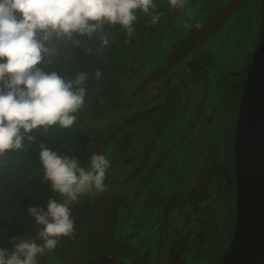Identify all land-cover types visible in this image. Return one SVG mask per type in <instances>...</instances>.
Returning <instances> with one entry per match:
<instances>
[{"label":"rangeland","instance_id":"374dc122","mask_svg":"<svg viewBox=\"0 0 264 264\" xmlns=\"http://www.w3.org/2000/svg\"><path fill=\"white\" fill-rule=\"evenodd\" d=\"M263 11L264 0H187L183 8L171 7V13L137 42L125 73L108 68L100 74L96 91L74 123L88 130L90 143L68 156L87 167L92 153L103 154L110 161L105 189L83 195L70 206L74 219L72 238L61 237L55 249L39 258L40 264H145L144 260L152 259V255L151 264H174L176 254L163 260L168 255L167 247L155 246L159 243L157 234L163 229L167 237L185 234L178 248L187 249L189 243L204 246L208 254L202 250L199 264L219 260L216 248L228 239L221 216L235 209L236 201L231 178L225 177L226 170L233 168V145L230 138L224 143L220 135L223 130L231 135L234 108L229 104V108L220 110L218 143L210 152L216 162L223 160V168L212 160L201 163L193 151V141L188 152L159 156L153 127L169 111L168 116L173 114L180 122L174 131L192 124L188 136H195L201 103L211 109L218 99L220 70L227 69L233 60H243V55L245 59L247 50L253 51L258 43ZM197 23L202 27L197 28ZM119 27L104 26L108 44L103 46L98 34L88 37V49L99 55L109 46L113 29ZM72 41L73 37L54 42L58 48L54 62L69 58ZM175 98L181 101L172 103ZM183 164L192 167L183 168ZM200 164L204 172L199 171ZM176 171L182 174L180 180ZM178 181L177 187H171ZM21 182L29 187L36 207L46 210L50 198L63 200L43 179L40 160L0 158V190H11ZM184 184L187 187L182 188ZM187 188L200 193L197 199L204 205L198 210L192 206L195 199L191 201V193L188 199L180 198ZM204 221L207 228L214 226L215 231L206 232ZM36 231L34 218L28 214L0 210V248L11 249L12 238L32 237ZM96 245H107L109 249L101 256L79 259L82 251ZM122 247L132 251L130 259L122 256Z\"/></svg>","mask_w":264,"mask_h":264},{"label":"clouds","instance_id":"9594fccd","mask_svg":"<svg viewBox=\"0 0 264 264\" xmlns=\"http://www.w3.org/2000/svg\"><path fill=\"white\" fill-rule=\"evenodd\" d=\"M168 3L183 8L187 0ZM155 7L154 0H0V158L24 149L25 142L35 143L30 134L35 130L72 127L84 107L86 72L67 79L44 71L57 55L55 41L98 34L103 46L108 44L105 25H120L131 37L138 13L149 15ZM158 20L159 14L152 16L153 24ZM39 149L43 179L63 200L50 198L46 210L28 207L36 234L12 238L11 249L0 248V264H40L39 258L55 249L61 237L72 238L70 206L105 189L110 161L103 154L92 153L82 167L76 157L58 154L44 143Z\"/></svg>","mask_w":264,"mask_h":264},{"label":"water","instance_id":"95a60500","mask_svg":"<svg viewBox=\"0 0 264 264\" xmlns=\"http://www.w3.org/2000/svg\"><path fill=\"white\" fill-rule=\"evenodd\" d=\"M233 155L235 226L219 264H264V11L240 98Z\"/></svg>","mask_w":264,"mask_h":264},{"label":"flooded vegetation","instance_id":"af4514ba","mask_svg":"<svg viewBox=\"0 0 264 264\" xmlns=\"http://www.w3.org/2000/svg\"><path fill=\"white\" fill-rule=\"evenodd\" d=\"M170 13H171V11H170ZM262 25H263V20H261V23H260L261 30H262ZM146 35H144V36H146ZM260 37H261V32H260ZM259 40H260V38H259ZM258 43H259V41H258ZM258 43L253 48V51L256 49ZM251 51L247 50V54H246L245 59H244V55H243V60H240V59L239 60H233L227 65V67H228L227 69L220 70V75H219V80H218V83H219L218 91L219 92L217 94L218 99L214 104H211V109H207L206 108L207 105L205 106L203 103H201L200 111L197 113V120H195V121H198V123H196V127L194 130L195 131L194 137L190 138L188 136L192 132V129L194 127V126H192V124L187 125L183 129L179 126L180 129L178 128L179 130L174 131L175 125H177L178 123L180 124V122H177V119L174 117L173 114L168 116L169 111H166V113L164 114L163 120H161L159 118L157 122H154L152 134H153V139H155V141L159 143L158 148H157V152H158L157 154H159V156L160 155L166 156L168 153H174L176 151L188 152L189 151V144H191L193 141L195 143V147L193 148V151L197 155V159H200L201 163H204L205 160H207V161L212 160V162H214L217 165V167L218 166L222 167V168L224 167L222 165L223 160L221 159L220 161L216 162L214 156L210 152L212 150V147H214V145H216L218 143L217 139L219 137H217L216 135H219V134H217V132H219V122L222 120V117L220 115V110L224 109L227 106L229 108V104L233 106L234 111H235V115L233 116L234 117L233 123L231 122L230 127H229V129L231 131V135H230V133L225 134V132L223 130V132L220 135L222 138L220 137V139H223V142L225 143L230 138L232 145H233L232 148L234 147L236 124H237L238 111H239V103H240L241 94H242L244 84H245V80H246V73H247V70L250 66L251 54L253 52V51L252 52ZM171 101L173 103L175 101H181V99L175 98V99H172ZM186 102H187V100H186ZM207 104H208V102H207ZM154 113H155V115H153V116H154L155 121H156L157 110H154ZM191 123H192V121H191ZM160 125L163 126L162 129H160ZM227 125H229V124H227ZM212 132H216V134L213 135ZM159 136H160V138H159ZM157 137H158V139H157ZM152 148H154V147H152ZM232 154H233V149H232ZM232 160H233V165H232L233 168L229 169V170L225 169L226 173H227L225 175V177L229 175V177L231 178V185L233 184L232 190L235 191L234 155L232 156ZM201 166L202 165L200 164L199 167L201 170L199 169V171L204 172L203 171L204 169ZM182 167L185 168V167H192V166L187 165V164H183ZM179 171H176V178L178 180L181 179V175H182L181 173H179ZM213 177H214V180H216L215 174H213ZM179 182L180 181H178V183L176 185L174 184L171 187H173V188L177 187L179 185ZM184 187H187V185L184 184L182 188H184ZM193 188H195V187H193ZM188 193H191V198H192L191 201L195 199L194 203L192 204V206L195 210H198L200 207H202L204 205V203L201 200L197 199L198 196L200 195V193L197 192L195 189L189 191V189L187 188L186 191L181 193V194H186V195L182 196L180 194V198L181 199H188L189 198ZM221 218L225 219L226 224L224 227V231H225L226 235L228 236V239L224 243L219 244L218 248H216L217 251H220L219 252L220 258L218 261L214 262V264L220 263L224 251L227 249V247L229 246V244L231 242V239L233 236V231H234V226H235V209H234V207L232 208V210H226L225 216H221ZM199 221H203V220H199ZM204 222L205 223L202 227L206 230V232L209 230L215 231L214 226H212L211 228H207L206 227V221H204ZM164 233L165 232L163 229L162 231H160L159 234H157L158 236L156 235L157 236L156 238H158L159 243L155 244V246L158 248H159V246H162V245H165L167 247V254L168 255H167V257L163 258V260L168 259L173 254H176L177 255V262L174 264H184V263L185 264H194L195 262L197 264H199V262L202 259V256H200V253L202 252L203 249L206 250L204 248V246L198 248V246L195 247V246H192L191 243H189L187 249L178 248L177 243L183 241L185 234H178L177 233L175 236L170 235L169 237H167ZM207 234L211 235L212 233L209 232ZM161 237H164L165 239L160 241L159 239ZM164 242H166V243H164ZM120 249H123V250H120ZM119 250L122 252L123 257H126V258L128 257L130 259L133 255L132 251H129L124 247L119 248ZM183 250H184V252H183ZM205 252L207 253V250ZM181 254H182V257L180 259L179 257L181 256ZM153 258L154 257L152 255V259L149 258V260H147V261L144 260L145 264H151L152 261L154 260ZM185 260H186V262H185ZM157 262H159V261H157ZM160 264H162V263H160ZM163 264H165V263H163Z\"/></svg>","mask_w":264,"mask_h":264},{"label":"trees","instance_id":"16d2710c","mask_svg":"<svg viewBox=\"0 0 264 264\" xmlns=\"http://www.w3.org/2000/svg\"><path fill=\"white\" fill-rule=\"evenodd\" d=\"M154 2L156 7L151 10V14L145 15L142 13L138 20L134 22V33L131 37L127 35L121 26L113 29L114 36L109 46L98 55L88 49L87 36L74 34L69 58L64 62H54L45 66L44 71H57L67 79L74 78L79 72H86L89 77L84 85L87 90L86 103V100L97 89L96 81L98 78L96 73L102 74L108 68L118 69L125 73L127 71L128 58L133 53L135 45L156 24L152 23V16L159 14L160 20L170 14L171 6L168 0H155ZM30 134L35 137V143L28 144L25 142L26 146L24 149L11 151L5 156L25 160H39L40 143H44L50 150L56 151L61 155H68L83 150L90 143L88 130L74 125L67 129L60 128L57 125L47 131L38 129ZM30 206H35L34 197L29 191V187L23 182L11 190H0V210L13 215H21L23 213L27 214V209ZM107 249H109L107 245L88 247L80 253L79 259L82 260L88 256H101Z\"/></svg>","mask_w":264,"mask_h":264}]
</instances>
